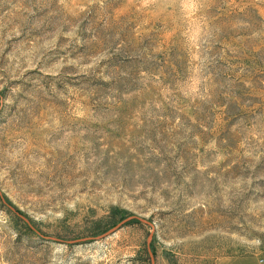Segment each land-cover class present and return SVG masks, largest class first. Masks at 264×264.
<instances>
[{"label":"rangeland","instance_id":"obj_1","mask_svg":"<svg viewBox=\"0 0 264 264\" xmlns=\"http://www.w3.org/2000/svg\"><path fill=\"white\" fill-rule=\"evenodd\" d=\"M0 264H264V0H0Z\"/></svg>","mask_w":264,"mask_h":264}]
</instances>
